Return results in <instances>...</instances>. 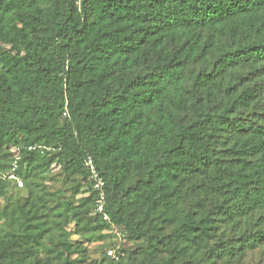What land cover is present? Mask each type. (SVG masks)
Instances as JSON below:
<instances>
[{
	"label": "trees",
	"instance_id": "1",
	"mask_svg": "<svg viewBox=\"0 0 264 264\" xmlns=\"http://www.w3.org/2000/svg\"><path fill=\"white\" fill-rule=\"evenodd\" d=\"M54 165L87 193L41 192ZM18 182L0 264H91L111 227L136 247L96 264L264 246V0H0V199Z\"/></svg>",
	"mask_w": 264,
	"mask_h": 264
},
{
	"label": "rangeland",
	"instance_id": "2",
	"mask_svg": "<svg viewBox=\"0 0 264 264\" xmlns=\"http://www.w3.org/2000/svg\"><path fill=\"white\" fill-rule=\"evenodd\" d=\"M21 183V182H20ZM12 183L7 189V194L4 198L0 199V211H3L7 206L12 208V204L18 201L24 194L25 187L23 184ZM74 180H65L60 176V167L58 165L52 166L49 170L43 172L38 180V186L41 192L51 191L58 195L61 201L76 202L84 194L87 193L86 188L81 189L78 195H74L73 186ZM57 211L56 214H59ZM6 230L11 231L9 223L6 224ZM118 230L114 227L104 231L93 241L84 244V249L89 258V263L96 264L102 261L105 256L104 253L108 249L114 246H124L128 249H134L136 244L131 241H127L118 235ZM231 234L230 236H232ZM47 239V238H46ZM48 243V240H46ZM221 264H264V246L259 247L253 251L247 252L245 257L240 263H221Z\"/></svg>",
	"mask_w": 264,
	"mask_h": 264
},
{
	"label": "built area",
	"instance_id": "3",
	"mask_svg": "<svg viewBox=\"0 0 264 264\" xmlns=\"http://www.w3.org/2000/svg\"><path fill=\"white\" fill-rule=\"evenodd\" d=\"M85 167L90 173V179L93 182V189L97 192V200H96V208L95 211L99 214H102L104 212V206H105V181L100 176V174L97 171L96 165L94 161L91 158H88L85 162ZM11 178H15L14 176H11ZM20 183V182H19ZM21 184V183H20ZM105 219L107 220L108 217L105 216ZM118 235L123 237V235L118 232ZM119 248L120 246H114L106 251L108 257L118 260L119 258Z\"/></svg>",
	"mask_w": 264,
	"mask_h": 264
}]
</instances>
